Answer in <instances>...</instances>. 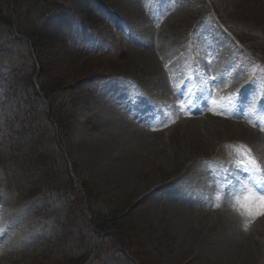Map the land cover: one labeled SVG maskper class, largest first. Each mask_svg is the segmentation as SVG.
<instances>
[{"label": "rangeland", "instance_id": "374dc122", "mask_svg": "<svg viewBox=\"0 0 264 264\" xmlns=\"http://www.w3.org/2000/svg\"><path fill=\"white\" fill-rule=\"evenodd\" d=\"M57 1L16 0L18 29L0 18V264H69L67 235L83 248L105 236L95 253L111 254L94 264H139L118 241L146 264H264V215L237 202L264 195V0H102L95 57L65 52ZM45 18L55 37L35 49L20 29ZM45 76L62 78L73 118L61 135L46 118L57 182L26 199L2 143L54 110ZM88 183L122 236L90 230Z\"/></svg>", "mask_w": 264, "mask_h": 264}, {"label": "trees", "instance_id": "16d2710c", "mask_svg": "<svg viewBox=\"0 0 264 264\" xmlns=\"http://www.w3.org/2000/svg\"><path fill=\"white\" fill-rule=\"evenodd\" d=\"M65 1L66 0L57 1V4H61L62 9L56 8V11H59L61 14H56L54 17L55 24H59L56 21L60 18H63V27L65 30L71 27L70 36L68 33H63L65 38L63 49L65 52L68 51L69 47L76 48L80 52L91 57L102 56L103 54H91L82 47L73 46L72 43L75 36L77 35V33H74L73 31L76 21H79L82 24L84 30L89 29L96 31L98 35L102 37L103 31H100L98 28L90 25L88 22L93 20H104V16L101 15L104 2L102 0H69L68 4H66ZM73 2L75 5H73ZM79 2L81 3V5H79L80 7L77 5ZM10 7L13 10V14L17 15L16 12L18 5L16 4V0H0V18L2 20H6L11 27L18 29L20 20L14 21V18L11 16L12 13L8 11ZM49 13H53V11H50ZM51 21L52 19L45 18L40 22V24H37L36 26L20 29V33L30 37L31 43H33L35 49H38V47L41 46L46 50L48 48L49 41L55 37V31L52 28ZM45 40L48 42H45ZM1 48L2 47L0 45V50ZM99 77L100 76L95 75L92 78V84L98 82L100 79ZM41 81H44V85L41 86L40 92L45 96H49L51 101L55 100L54 110L46 117H42V114L36 115V112L33 115L25 116V118L20 122L23 126V131L21 133L24 134V137L19 139L18 137L19 134H21L20 132H10L4 136V141L2 143L5 147V150L7 151L8 158L12 157L17 164V167H15L16 169H14V171H16V174L18 173V175L20 173V177L17 176L16 182L26 199H31L37 196L48 187L53 188L55 186V182H57L55 179L56 169L53 170V168L57 166L52 163L53 158H56L57 156H52L56 151H52L51 147H49L47 144V133L45 132V129L47 126H49V123L46 118H49V120L52 122H57L58 126L55 131L58 133V135H61L63 130L65 132L69 129V127L66 126L67 122L73 118L69 109L65 111V109L61 107L60 103L58 102V97L56 96V91L59 90L60 86L64 85L62 78L53 81L50 79V77L45 76L43 79H41ZM8 124L11 126L12 121ZM52 138H54V136ZM57 163H59L58 160ZM12 166L15 165L13 164ZM70 168L76 172L74 168ZM20 171L27 172V175L21 174ZM68 172L71 176L69 169ZM78 177L80 180L79 175ZM84 188L87 193L85 195L86 204H89V207L92 209V220L89 224L90 230L97 234H106L109 237L112 235V232H115L117 235L121 234L116 232V227H118L119 223L121 222L120 219L122 218L116 216L115 210L111 211L110 208L111 204L113 205V203H110V199L98 195L91 183L85 185ZM94 197H101V200L95 201L93 200ZM103 207L110 209L109 214H101ZM117 209L120 210V208ZM63 238L64 235H62L60 239L63 240ZM104 239L105 237L103 239L99 237L96 242L89 243L86 245V248H83L81 244H85L83 243L84 240H78L67 235L63 240L67 245H69L67 249V263L93 264L98 261L106 262L111 253L107 254L106 256H104V254H99V252L95 253V249H100L102 246H105ZM75 246L78 247L76 248ZM115 252L117 254L136 258L141 264H146L140 260V258L137 257L130 248L126 247L119 241L115 243Z\"/></svg>", "mask_w": 264, "mask_h": 264}, {"label": "snow or ice", "instance_id": "6c2138e0", "mask_svg": "<svg viewBox=\"0 0 264 264\" xmlns=\"http://www.w3.org/2000/svg\"><path fill=\"white\" fill-rule=\"evenodd\" d=\"M261 130L264 131V129ZM237 202L242 208L247 209L249 215H264V195H258L251 189H246V194L242 198H238Z\"/></svg>", "mask_w": 264, "mask_h": 264}]
</instances>
